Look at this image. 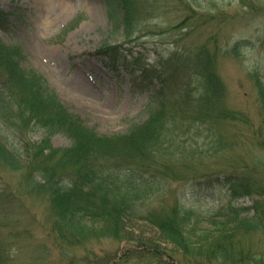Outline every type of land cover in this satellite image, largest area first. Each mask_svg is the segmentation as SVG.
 Masks as SVG:
<instances>
[{
  "label": "rangeland",
  "instance_id": "374dc122",
  "mask_svg": "<svg viewBox=\"0 0 264 264\" xmlns=\"http://www.w3.org/2000/svg\"><path fill=\"white\" fill-rule=\"evenodd\" d=\"M189 6L195 12L190 13L193 19L186 22L187 27L179 25ZM263 6L264 0H141L136 4L139 26L126 38L123 25L107 16L104 0H0L4 14L0 39L9 48L18 49L23 56L20 64L39 72L58 99L101 135L124 134L132 125L142 123L149 108L158 103L157 90L167 73L171 75L162 90L166 109L174 108L175 100L184 99L187 86L197 91L198 85L183 66L171 71L165 64L174 46L215 51V69L224 86L220 102L233 112L234 119L218 121L206 115L208 119L200 122L177 107L174 114L184 124L176 138L179 147L169 159L176 180L166 178V187L152 194L147 206L168 209L179 204L188 211L185 234L194 246L206 243L212 238L206 235L218 227L229 230L236 226L235 221L227 223L234 216L228 213L229 205L236 207V221L245 215L263 216L260 229H237L232 257L223 264H264V193L254 189L243 195L240 187L247 175L244 166L252 168L257 160L264 162V151L258 145V140H264V118L255 87L256 78L264 82ZM105 42L120 46L127 61L138 57L140 66L136 68L141 69L144 63L151 72L142 75L134 66L131 72L119 66L109 68L105 57L96 53ZM237 42L243 46L241 54L234 56L229 49ZM176 64L179 68L180 62ZM157 69L162 77L152 72ZM44 135L34 129L29 137L36 142ZM50 144L65 148L69 141L56 134ZM19 186L20 175L0 166V251L9 264L208 262L183 253L157 227L140 218L146 208L124 218V236L129 240L102 237L62 247L51 231L45 196L25 195ZM232 189L239 193L233 195ZM145 242L155 246L156 257L130 252ZM241 253L254 260L239 256ZM205 256L211 259L209 264H220L208 253Z\"/></svg>",
  "mask_w": 264,
  "mask_h": 264
},
{
  "label": "trees",
  "instance_id": "16d2710c",
  "mask_svg": "<svg viewBox=\"0 0 264 264\" xmlns=\"http://www.w3.org/2000/svg\"><path fill=\"white\" fill-rule=\"evenodd\" d=\"M140 1L104 0L107 16L117 25H123L126 38L131 37L139 26L136 4ZM187 10L188 14L179 24L186 27V22L193 19L190 13H195L190 6ZM260 11H264V6ZM3 21L4 14L0 11V25ZM242 46L243 43L237 42L229 52L239 56ZM191 51L174 46L165 64L170 66L171 71L182 70L183 66L192 83L198 85L197 91L193 92L187 86L184 99L175 100L171 105L174 108L166 109L162 90L171 75L167 73L157 90L158 103L149 108L148 116L142 123L132 125L124 134L101 135L58 99L39 72L20 64L23 56L18 49L9 48L0 39V166L20 175L19 187L25 189V195L45 196L49 203L51 231L57 241L64 244L62 247L102 237L129 240L124 236V218L146 208L140 218L157 227L162 236L183 253L205 258L208 261L205 260L206 264H209L211 259L205 256L208 253L215 257L216 263L223 264L232 257V239L237 229H260L263 216L245 215L236 221L239 216L236 207L229 205L228 213L234 216L227 223L235 221L236 226L229 230L218 227L206 235V238L212 237L206 243L194 246L190 236L185 234L188 211L179 204H173L168 209L158 208L157 204L154 209L147 206L150 196L166 187V178L176 180L174 164L169 159L179 147L176 138L184 124L174 114L178 112L177 107L188 112L191 120L200 119V122L208 119L206 115L218 121L234 119L233 112L220 102L224 86L215 69L216 52L204 47ZM96 53L105 57L109 68L119 66L130 72L139 69L136 68L140 66L139 58L127 61L118 45L105 42ZM179 57L183 59L179 60ZM176 62H180L179 68ZM149 68L143 63L140 73L147 75L151 72ZM152 72L162 77V71L157 69ZM255 80L256 101L264 118V82L260 78ZM34 129L44 132L40 141L32 142L29 137ZM5 130L10 134L6 135ZM56 134L66 137L69 146L54 148L50 139ZM258 141L264 151V140ZM244 169L247 175L241 181L242 194L250 195L254 189L263 194L264 171L260 170H264V162L257 160L252 168L245 165ZM256 172L258 174H254ZM238 193L232 189L233 195ZM89 221L93 225L87 224ZM151 245L149 242L139 243L137 248H133L135 250H129L156 257L155 246ZM239 256L254 260L245 253ZM0 264H9L1 251Z\"/></svg>",
  "mask_w": 264,
  "mask_h": 264
}]
</instances>
